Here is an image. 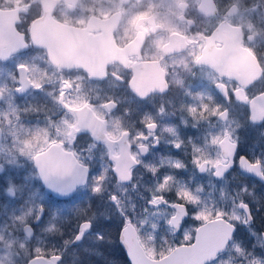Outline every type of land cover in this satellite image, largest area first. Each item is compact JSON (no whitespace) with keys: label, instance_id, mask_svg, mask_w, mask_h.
<instances>
[{"label":"flooded vegetation","instance_id":"1","mask_svg":"<svg viewBox=\"0 0 264 264\" xmlns=\"http://www.w3.org/2000/svg\"><path fill=\"white\" fill-rule=\"evenodd\" d=\"M124 228L264 264V0H0V264H130Z\"/></svg>","mask_w":264,"mask_h":264},{"label":"water","instance_id":"2","mask_svg":"<svg viewBox=\"0 0 264 264\" xmlns=\"http://www.w3.org/2000/svg\"><path fill=\"white\" fill-rule=\"evenodd\" d=\"M94 135L100 137L101 133L93 132ZM88 222H83L78 233L74 238V241L80 239L83 235ZM210 227V223L206 225V228ZM125 228L121 232L120 242L125 249L126 255L131 264H201L213 255L211 247L213 243L198 242L189 246H177L171 250L167 255L158 260H153L148 257L141 246L138 244L134 232ZM58 256L52 258V261H47L43 258H34L28 264H54V261L58 260Z\"/></svg>","mask_w":264,"mask_h":264},{"label":"rangeland","instance_id":"3","mask_svg":"<svg viewBox=\"0 0 264 264\" xmlns=\"http://www.w3.org/2000/svg\"><path fill=\"white\" fill-rule=\"evenodd\" d=\"M90 217H92V218H95L96 217L95 220H99V214L97 212H92ZM62 218L63 217H59V219H58L59 220V225L61 227H63L62 228L63 230H65L64 229V226H63V221L64 220ZM46 235H47V233H44V234H42L39 237V239L41 240V242L43 244L42 247L39 250V252L42 253V254L49 253V251L51 249L52 242L55 240L54 238H49V239L45 238ZM9 242H10V239L7 238V237L2 239L1 246H0V263L2 262V260H1V254H8L9 251H10ZM148 249L150 250L149 247H148ZM4 264H7V263L4 262Z\"/></svg>","mask_w":264,"mask_h":264}]
</instances>
